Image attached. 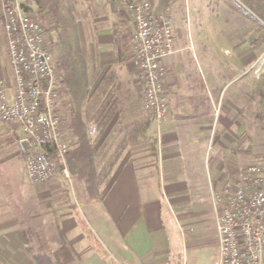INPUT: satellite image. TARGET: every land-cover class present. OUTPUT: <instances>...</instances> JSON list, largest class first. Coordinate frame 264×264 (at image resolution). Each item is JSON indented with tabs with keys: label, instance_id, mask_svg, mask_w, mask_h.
Segmentation results:
<instances>
[{
	"label": "crops",
	"instance_id": "1",
	"mask_svg": "<svg viewBox=\"0 0 264 264\" xmlns=\"http://www.w3.org/2000/svg\"><path fill=\"white\" fill-rule=\"evenodd\" d=\"M93 1L104 7L93 20L100 28L90 41L81 28L79 34L92 71L100 70L91 91L112 76L110 120L92 147L95 153L108 142L111 177L95 197L68 171V178L31 185L21 134L0 121V264H37L28 250L38 245L56 264H214L209 191L223 189L245 166V133H260L261 35L251 30L249 43L239 46L234 35H213L211 19L195 14V6L173 8L174 52L163 60L169 113L158 132L142 110L132 19L121 0ZM150 2L154 12L169 9L167 0ZM5 56L0 33V79L10 94ZM29 234L44 235L43 243Z\"/></svg>",
	"mask_w": 264,
	"mask_h": 264
},
{
	"label": "built area",
	"instance_id": "2",
	"mask_svg": "<svg viewBox=\"0 0 264 264\" xmlns=\"http://www.w3.org/2000/svg\"><path fill=\"white\" fill-rule=\"evenodd\" d=\"M132 19L131 61L141 82L143 111L159 132L168 118L163 60L174 52L173 17L154 12L149 0H121ZM0 26L12 79H0V121L18 128L24 172L31 185L68 178L65 157L72 149L63 129L61 82L41 23L20 0H0ZM96 126L89 125L94 137ZM217 240L214 264H264V165L239 168L221 190L209 191Z\"/></svg>",
	"mask_w": 264,
	"mask_h": 264
},
{
	"label": "trees",
	"instance_id": "3",
	"mask_svg": "<svg viewBox=\"0 0 264 264\" xmlns=\"http://www.w3.org/2000/svg\"><path fill=\"white\" fill-rule=\"evenodd\" d=\"M20 1L25 12L42 20L44 31L56 38L51 47V57L56 78L61 82L60 91L69 97L67 102L62 103L63 129L68 142L75 146L67 153L65 163L70 175L83 182L89 196L95 197L97 189L110 179L113 165V159L108 157V142L103 143L95 153L92 148L110 120L107 99L112 94L113 82L111 75H105L91 91L100 70L92 71L88 51H83L79 33L81 28L87 40L95 38L100 26L93 20L104 15V7L97 6L93 0ZM109 1L114 5L121 4L120 0ZM225 2L245 16L264 22V0ZM96 124L99 125L96 133L90 137L88 127ZM28 252L37 264H56L42 245L29 248Z\"/></svg>",
	"mask_w": 264,
	"mask_h": 264
},
{
	"label": "rangeland",
	"instance_id": "4",
	"mask_svg": "<svg viewBox=\"0 0 264 264\" xmlns=\"http://www.w3.org/2000/svg\"><path fill=\"white\" fill-rule=\"evenodd\" d=\"M185 2L189 3V5H191V6L192 5L195 6L196 9H198L196 11L193 10V12L195 14H201L202 16H200V17H205V18L211 19L213 35L214 34L234 35L236 37L234 40H235V42L238 43L239 46L241 45V43L242 44H244V42L247 43L249 41V37L247 35H250L252 33V31L255 32L258 29V31L261 35V38H260L261 39V54L263 53L261 55L262 56L261 61L264 62V22L263 21H261L257 18H256L257 19V21H256L255 19L250 18L249 16H245L243 13H240L237 10H235L233 5L225 2V0H167L166 4H167V7L169 9L168 10L165 9L163 11L170 13L173 17V20H174L172 9L177 8V7L179 8L181 6V3L183 4ZM0 12H1V8H0ZM0 15H1V13H0ZM45 18L47 19V16ZM37 20L43 26V21L40 19H37ZM0 33L3 37L1 26H0ZM46 34H47L46 37H47L48 48H49V51L51 54V47L53 46L56 38H55L54 34H52L50 32H46ZM131 56H132V52H131ZM5 62L7 64L6 56H5ZM7 67H8V64H7ZM263 67H264V65H263ZM7 72H8V69H7ZM59 96L61 99H63V100H61V102H63L64 101V95L61 93V91L59 93ZM263 108L264 107L262 106L261 109H263ZM59 109H60V112L62 113L63 110H62V108H60V106H59ZM263 117L264 116H261V120H260V133H245V139H247L249 142V154L245 155L247 160L244 159L245 160V162H244L245 166L252 164V163L264 165V119H263ZM4 141L6 144L9 140L5 139ZM74 147L75 146L72 145V149ZM21 157H22V161H23L22 154H21ZM23 168H24V163H23ZM57 177H59V176H56L55 178H53V179H51V180H49L43 184L36 185V186H39V187L43 186L47 183L54 181V179H56ZM26 237H29L30 239H35L36 241L40 240L39 242L43 243L42 240L44 238V235H42V234H37V235L29 234V236L26 235ZM39 244H41V243H39Z\"/></svg>",
	"mask_w": 264,
	"mask_h": 264
}]
</instances>
